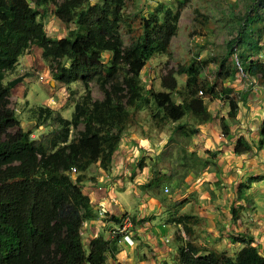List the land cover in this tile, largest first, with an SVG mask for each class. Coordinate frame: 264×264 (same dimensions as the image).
I'll use <instances>...</instances> for the list:
<instances>
[{
  "label": "trees",
  "instance_id": "1",
  "mask_svg": "<svg viewBox=\"0 0 264 264\" xmlns=\"http://www.w3.org/2000/svg\"><path fill=\"white\" fill-rule=\"evenodd\" d=\"M90 1L0 0V264H106L107 253L114 255L115 248L110 247L113 238L98 234L90 240L88 250L82 241L83 222L95 219L96 214L81 182L91 164L99 163L106 168L111 163L120 140L121 122L129 116L128 107L138 109L151 98L156 110L172 122L187 113L200 122H208L212 116L205 106V96L225 94L228 90L216 89L215 84L199 85L200 68L194 62L179 70L187 75L180 102H174L170 96V91L177 86L171 72L161 80L166 91L145 90L140 72L154 53L166 51L176 33L178 16L170 9L163 10L162 6L155 8L148 17L142 18L141 34L132 45L124 47L118 29L125 0ZM50 2L58 19L74 24V28L57 39L49 37L38 20L39 8ZM262 2L264 0H249L246 14L238 20L236 35L227 42L228 55L242 49L228 67L232 75L239 66L247 73L244 77L259 74L260 79H264V63L252 59L246 64L248 52L264 51V42L260 44L264 15L258 9ZM32 45L41 48L43 59L55 63L54 80L67 87L77 80L84 83L85 94L75 103L72 117L63 120L64 132L55 149H50L43 138H31L30 132L20 127L10 107L9 80L4 81ZM103 53L110 55L107 64L103 62ZM119 72L123 87L115 84L107 89L105 82ZM91 76H97L104 93L102 100L91 98L88 86ZM248 94L249 90L227 94L229 117L237 115L238 102H245ZM81 123L83 129L79 136L68 140L69 127ZM221 125L227 132L223 120ZM177 128L186 131L183 124L178 123ZM196 131L191 128L189 134ZM259 134L261 148L264 120ZM250 149V143L242 135L233 145L235 154ZM137 166L141 168L142 164ZM73 169L76 170L74 178ZM257 179L259 176L249 178L250 181ZM163 182V176L155 172L142 186L154 195ZM110 217L115 224L121 223V216ZM181 222L186 227L185 222L178 219V223ZM252 241L247 238L235 257L217 250L200 254L188 243L178 248L176 262L159 264H264V256Z\"/></svg>",
  "mask_w": 264,
  "mask_h": 264
},
{
  "label": "rangeland",
  "instance_id": "2",
  "mask_svg": "<svg viewBox=\"0 0 264 264\" xmlns=\"http://www.w3.org/2000/svg\"><path fill=\"white\" fill-rule=\"evenodd\" d=\"M248 2L125 0L123 4V18L118 32L124 47L132 45L141 34L142 18L148 17L155 8L162 6L163 10L170 9L178 16L176 33L166 51L154 53L140 72L139 78L145 90L166 91L161 80L171 72L177 86L170 91V96L174 102H180L187 75L179 70L191 62L200 68L199 85L215 84L216 89H228L225 94L205 96V106L212 116L208 122H200L190 113L172 122L156 110L147 94L150 98L148 103L138 109L128 107L129 116L125 122H121L120 140L111 163L106 168L99 163L91 164L81 182L82 190L88 191L92 197L104 190L116 192L119 195L116 201L118 216L134 217L132 232L144 226L145 222L153 226L167 246L170 263L177 261L178 248L188 243L193 244L200 254L217 250L235 257L238 252L230 244L234 231L227 228V224L224 225L232 213L227 210L229 198L225 195L226 199H217L215 190L226 188L234 193V188L239 184V188L245 191L252 182L249 180L252 176L248 173L261 170L264 164V145L261 148L258 146L259 131L264 120V79H260L259 74L244 77L247 73L239 66L234 75L228 69L236 59V53L242 49L238 48L236 53L228 55L227 42L236 35L238 20L246 14ZM54 8L51 2L39 8L38 20L43 23L46 34L57 39L74 28V24H66L58 19L54 15ZM258 9L264 15V2ZM162 15H159L160 19ZM261 27L260 44L264 42V24ZM41 52V48L32 45L15 69L6 74L4 81L23 77V80L11 86L10 107L14 109L20 127L29 131L31 138H43L50 149H55L64 132L63 120L72 117L74 105L84 96L85 89L82 80L73 82L69 87L54 80L52 68L55 63L43 59ZM109 58L108 53L102 54L105 64ZM252 59L264 63V51L257 54L248 52L246 64ZM122 80L119 72L108 79L104 86L107 89L115 84L122 86ZM88 86L93 100L104 98L97 76L89 77ZM245 90H249L246 101H239L237 115L229 117L227 94L231 96ZM222 120L228 127L227 132L222 128ZM178 123L185 125L187 132L178 129ZM191 128L197 131L189 134ZM82 129V123L76 127L70 126L68 140L77 138ZM241 135L250 143L251 149L235 154L232 147ZM138 163L142 164L141 168L137 166ZM155 172L163 176L164 182L153 195L146 192L142 185L149 182ZM75 176L76 170L73 169L72 177ZM224 176L230 178L231 182L226 183ZM240 179L242 181L239 182ZM85 180L88 182L84 183ZM235 180L239 183H233ZM91 204L96 221H101L102 230L97 231L98 234L104 233V236L109 235L107 238H113L110 247L115 248L114 255L107 253L106 264H116L119 252L129 244L119 235H111L115 223L110 216L114 213L106 207L104 211L98 210L95 205L102 204L96 203L95 199ZM217 212L219 218L214 215ZM185 216L189 217L185 219ZM178 219L183 220L186 227L182 222L178 223ZM88 221H84L81 228L86 250L91 240ZM168 236H172L169 242L164 240Z\"/></svg>",
  "mask_w": 264,
  "mask_h": 264
},
{
  "label": "crops",
  "instance_id": "3",
  "mask_svg": "<svg viewBox=\"0 0 264 264\" xmlns=\"http://www.w3.org/2000/svg\"><path fill=\"white\" fill-rule=\"evenodd\" d=\"M24 56H26V54L19 58L18 63L21 62V58L23 59ZM248 175L259 176V179L252 181L250 186H246L248 189L245 191L239 188V184L238 187L233 184V186L236 187L234 188V193L233 191L228 192L226 188L215 190V192L217 193V199L223 200L224 198L226 199V197L229 198L227 210L232 212L234 209L229 219L224 221V225L227 224L226 227H230L229 229L234 231V236L230 238L232 249L239 251L245 245V240L247 238H252L253 241L251 244L256 246L258 251L264 256V164H262L261 170L248 173ZM224 180L226 183L227 181H229V183L231 182L230 178H225ZM236 180L233 183H235ZM238 181L240 182L242 180L240 179ZM87 182L86 180L84 181V183ZM238 190H240L239 194ZM85 193L89 194L92 201L95 199L96 203L102 204L95 205L98 210L104 211L107 208L108 211L118 216L119 211L116 201L119 199V195L116 192L113 190H104L94 195V197H92L88 191ZM217 205L218 203L216 202L215 206ZM214 215H217V218H219L218 212ZM88 222L90 223V238L92 239L98 234L97 231L102 230L100 226L101 221L92 219ZM104 237L107 238L109 235ZM171 237L172 236H168L166 238L170 241ZM133 239L134 244L132 246L124 245L122 251L119 252V257L117 256V260L122 262V264H159L161 261L170 263V261H168L169 252L166 249L167 246L164 244L165 242L163 243L161 237H159L158 231L154 229L153 226L145 222L144 226L141 225L137 231L133 232ZM198 253H200L199 250Z\"/></svg>",
  "mask_w": 264,
  "mask_h": 264
},
{
  "label": "built area",
  "instance_id": "4",
  "mask_svg": "<svg viewBox=\"0 0 264 264\" xmlns=\"http://www.w3.org/2000/svg\"><path fill=\"white\" fill-rule=\"evenodd\" d=\"M167 191V187L165 188ZM133 221L130 215L121 216V223L115 224L114 228L111 231L112 236H120L121 240L127 242L129 245L134 244L133 232H132ZM165 241H168V238H164Z\"/></svg>",
  "mask_w": 264,
  "mask_h": 264
},
{
  "label": "water",
  "instance_id": "5",
  "mask_svg": "<svg viewBox=\"0 0 264 264\" xmlns=\"http://www.w3.org/2000/svg\"><path fill=\"white\" fill-rule=\"evenodd\" d=\"M22 76H19V77H16L14 79H12L9 83H10V86H13L14 84H16L17 82L21 81L22 80Z\"/></svg>",
  "mask_w": 264,
  "mask_h": 264
}]
</instances>
